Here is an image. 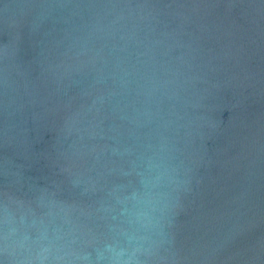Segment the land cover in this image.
<instances>
[{"label": "water", "instance_id": "95a60500", "mask_svg": "<svg viewBox=\"0 0 264 264\" xmlns=\"http://www.w3.org/2000/svg\"><path fill=\"white\" fill-rule=\"evenodd\" d=\"M0 264H264V0H0Z\"/></svg>", "mask_w": 264, "mask_h": 264}]
</instances>
